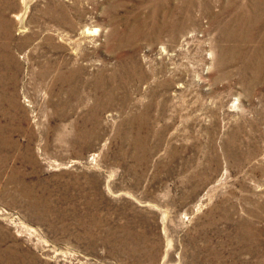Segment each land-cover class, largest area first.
Masks as SVG:
<instances>
[{
    "label": "rangeland",
    "instance_id": "374dc122",
    "mask_svg": "<svg viewBox=\"0 0 264 264\" xmlns=\"http://www.w3.org/2000/svg\"><path fill=\"white\" fill-rule=\"evenodd\" d=\"M0 0V264H264V0Z\"/></svg>",
    "mask_w": 264,
    "mask_h": 264
},
{
    "label": "bare ground",
    "instance_id": "6f19581e",
    "mask_svg": "<svg viewBox=\"0 0 264 264\" xmlns=\"http://www.w3.org/2000/svg\"><path fill=\"white\" fill-rule=\"evenodd\" d=\"M32 2V0H20V4H21V11L19 14L16 15V20L19 21L18 24L23 25V18H24V14L27 10L28 5Z\"/></svg>",
    "mask_w": 264,
    "mask_h": 264
}]
</instances>
